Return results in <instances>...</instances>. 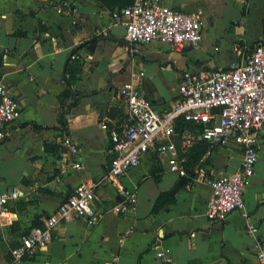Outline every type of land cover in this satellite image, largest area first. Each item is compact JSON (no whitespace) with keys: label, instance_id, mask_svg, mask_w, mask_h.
<instances>
[{"label":"crops","instance_id":"crops-1","mask_svg":"<svg viewBox=\"0 0 264 264\" xmlns=\"http://www.w3.org/2000/svg\"><path fill=\"white\" fill-rule=\"evenodd\" d=\"M161 3L200 14L201 43L176 51L160 41L144 46L126 38L127 45L105 41L121 20L98 0H0V82L22 106L21 118L7 125L11 135L0 143V181L3 190L16 188L23 194L0 217V264H11L12 250L23 236L43 226L78 185L97 182L102 184L95 190L94 207L104 213L103 220L92 226L87 219L61 223L51 245L24 264H160L152 248L158 239L172 264H259L255 239L240 212L223 222L206 216L213 195L210 181L240 168L242 152L234 144L208 150L186 178L169 171L171 153L150 150L119 180L136 192L135 208L125 215L114 211L122 199L105 180L111 157L109 133L102 125L126 121L125 105L113 96L131 72L144 71L139 90L158 113H165L177 99L184 71L227 70L264 44V0ZM104 30L107 36H102ZM68 80L76 81L72 90L80 102L66 116L64 131L61 96ZM66 136L78 146L79 156L62 146ZM259 141L255 176L244 201L264 241V130ZM47 146L59 151L47 152ZM78 161L82 169H72ZM182 179L186 183L172 194ZM162 194L173 201L153 214Z\"/></svg>","mask_w":264,"mask_h":264},{"label":"built area","instance_id":"built-area-1","mask_svg":"<svg viewBox=\"0 0 264 264\" xmlns=\"http://www.w3.org/2000/svg\"><path fill=\"white\" fill-rule=\"evenodd\" d=\"M162 0H135L122 10L116 19L127 28L126 39L131 45L144 46L160 41L180 51L186 45L196 46L203 39L204 18L200 14L186 13L164 6ZM107 36V30L102 31ZM73 61L79 58L74 54ZM144 71H132L130 80L119 88L113 101L125 105L127 119L124 123L102 125L109 133L110 169L105 180L118 188L121 202L114 207L118 214H128L135 208L137 194L125 189L119 180L137 168L150 151L171 153L168 166L171 173L186 178V158L181 157L174 144L179 119L193 124L195 131L185 130L180 135L183 153L192 149L198 139L215 147L238 146L242 152L240 168L232 174L210 181L213 191L206 216L209 220L223 222L234 212H240L248 223V234L255 239L257 260L264 264V241L259 237L257 225L246 212L244 193L251 186L259 158V140L264 130V44H258L227 70L200 73L186 70L181 75L178 96L165 113H158L152 101L139 90ZM22 106L0 82V143L10 135L7 125L19 120ZM62 146L79 156L78 146L69 137ZM208 151V152H209ZM72 169L81 170L75 162ZM63 173H66L64 168ZM102 182L78 185L69 199L60 205L43 226L31 229L23 236L18 247L12 250L11 264H24L40 250L47 249L58 226L73 219H87L96 225L104 213L94 207L95 190ZM19 189L3 190L0 181V217L9 212V203L22 197ZM195 237V235H192ZM160 264H172L160 239L153 244Z\"/></svg>","mask_w":264,"mask_h":264},{"label":"trees","instance_id":"trees-1","mask_svg":"<svg viewBox=\"0 0 264 264\" xmlns=\"http://www.w3.org/2000/svg\"><path fill=\"white\" fill-rule=\"evenodd\" d=\"M98 1L103 7L107 8L112 13L113 16L114 15L120 16L122 10L132 5L135 0H98ZM75 53L76 52H74L73 55ZM67 83H68V89L61 96L62 108H61L60 123H61V129L64 131H66L67 128L66 116L70 113L71 109L74 108L76 105H78L80 102V95L72 90V86L76 83V81L68 80ZM196 129L197 128L193 124L184 121V119H179L177 122L176 132L180 135L185 130L195 131ZM46 149L47 152L53 151L54 149L56 152L59 151V148H54L50 146H47ZM208 150H209V144L204 140L198 139L197 144L192 149H190L189 151L185 152L182 155V157L186 158L185 168L187 170V173L189 172L194 173L197 170V167L201 159L205 156ZM172 201H173V197H171L169 194H162L156 201L152 213L156 214L167 203Z\"/></svg>","mask_w":264,"mask_h":264},{"label":"water","instance_id":"water-1","mask_svg":"<svg viewBox=\"0 0 264 264\" xmlns=\"http://www.w3.org/2000/svg\"><path fill=\"white\" fill-rule=\"evenodd\" d=\"M118 11V10H117ZM127 35V28L124 24H117V22H114V26L110 29V36L104 38L105 41H111L115 42L121 45H127L125 38ZM174 144L176 146L177 152L181 154L182 147H181V139L180 136L176 135L174 137ZM186 183V179H182L179 184L175 187V189L172 191V194H176L182 186Z\"/></svg>","mask_w":264,"mask_h":264}]
</instances>
